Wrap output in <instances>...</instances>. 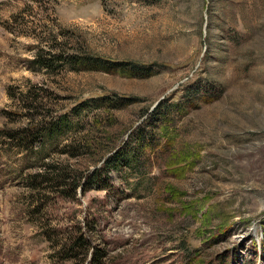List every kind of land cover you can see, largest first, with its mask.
I'll return each instance as SVG.
<instances>
[{"label": "rangeland", "instance_id": "374dc122", "mask_svg": "<svg viewBox=\"0 0 264 264\" xmlns=\"http://www.w3.org/2000/svg\"><path fill=\"white\" fill-rule=\"evenodd\" d=\"M73 52L117 65L37 62ZM100 97L128 105L75 115ZM148 122L164 139L143 167L101 173ZM95 259L264 264V0H0V264Z\"/></svg>", "mask_w": 264, "mask_h": 264}, {"label": "trees", "instance_id": "16d2710c", "mask_svg": "<svg viewBox=\"0 0 264 264\" xmlns=\"http://www.w3.org/2000/svg\"><path fill=\"white\" fill-rule=\"evenodd\" d=\"M41 62L43 66H46L48 68H51L56 65V68L63 67L65 64H69V67L73 68L75 71H88L92 70L95 68H102L104 70H107V67H116L117 63H113L110 61H106L104 59H101L99 57L93 56L91 53L88 52H83V53H76L73 52L71 54H68L67 56L65 55H60L57 57H53L51 60H43V61H37ZM58 63V64H57ZM194 86V85H193ZM192 85L188 86V90H186V95L184 96L185 100L183 102H177L173 103L172 105L169 106V109H167L166 113H164V116L161 117L160 120H158V123L161 125L166 126L171 120L175 119V116H179L182 112V108H190L193 106V104L197 103V100L199 99V96H207L210 93L215 91V85H212V83L206 82L203 84L201 87H198L197 85L194 86L195 88H192L193 90H190L189 87H193ZM203 96V97H204ZM202 98V97H201ZM115 102V103H114ZM126 102H128L125 98L120 97L113 99L111 97H100L96 99H91L90 102H82L74 110L75 115H79L82 110H89V109H96L100 110L105 108L106 106H112L113 108H121V107H116L115 105L118 103L120 106L124 107L128 105ZM124 103V104H123ZM110 104V105H109ZM183 114V113H182ZM155 114H150L151 120ZM149 116L146 118L148 119ZM70 115L65 114L60 117H57L55 120H51L49 122L47 121H42L40 124V128L38 127V130L35 132L33 131L30 133L31 139L32 140V145H35L36 143L47 139L51 140L54 139L60 135H62L66 128H69L70 122H71ZM147 121V120H146ZM151 122H148L147 124L149 126L146 127H140L136 128L135 132V139L133 141V146L131 145V148L127 152L121 153L120 150L117 151V149L114 150V154H112L108 160L107 163L103 166L101 169V173H108L113 170H120L123 167L131 168L133 170H138L141 167H143V151L146 150L145 147L148 144V147L151 150L157 149L162 140L164 139L159 131L161 128L159 125L156 124V126L151 127L150 126ZM156 128V129H155ZM163 132V130H162ZM55 169V167H53ZM58 170V169H55ZM98 170L96 171V174H98ZM48 173V172H46ZM62 174V173H61ZM93 175H87L84 177L85 181L87 182V186H85V190L88 189L92 183ZM81 178H79L80 181ZM78 181V182H79ZM77 187H81V183L77 184ZM77 189V188H76ZM98 261L96 259L94 260L93 263L91 264H98Z\"/></svg>", "mask_w": 264, "mask_h": 264}]
</instances>
